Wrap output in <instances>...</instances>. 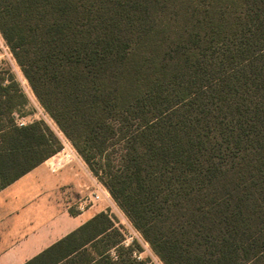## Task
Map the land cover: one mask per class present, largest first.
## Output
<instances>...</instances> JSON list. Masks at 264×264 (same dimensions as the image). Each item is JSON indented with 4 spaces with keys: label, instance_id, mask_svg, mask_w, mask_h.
<instances>
[{
    "label": "trees",
    "instance_id": "trees-1",
    "mask_svg": "<svg viewBox=\"0 0 264 264\" xmlns=\"http://www.w3.org/2000/svg\"><path fill=\"white\" fill-rule=\"evenodd\" d=\"M0 35L163 264H264V0H0ZM27 102L0 69V189L61 148ZM122 240L99 212L24 264H144Z\"/></svg>",
    "mask_w": 264,
    "mask_h": 264
},
{
    "label": "crops",
    "instance_id": "crops-1",
    "mask_svg": "<svg viewBox=\"0 0 264 264\" xmlns=\"http://www.w3.org/2000/svg\"><path fill=\"white\" fill-rule=\"evenodd\" d=\"M51 160L0 189V264L26 263L102 211L79 209L101 191L85 162L52 170Z\"/></svg>",
    "mask_w": 264,
    "mask_h": 264
},
{
    "label": "rangeland",
    "instance_id": "rangeland-1",
    "mask_svg": "<svg viewBox=\"0 0 264 264\" xmlns=\"http://www.w3.org/2000/svg\"><path fill=\"white\" fill-rule=\"evenodd\" d=\"M0 69H7L14 76L15 80L20 84L28 100L27 105L23 109L21 115L14 114L16 124L19 126H24L34 121H42L58 137L61 143V148L58 152H60L63 149V147H65L67 150L68 146L71 145L72 149H74V151L77 153L71 142L66 137H64V135L60 132V130L55 125V123L52 121V119L49 117V115L45 112V110L41 107V105L34 97L27 81L24 79L18 65L13 59L1 35H0ZM78 157H80L79 154ZM100 185H101L100 186L101 191L100 190L98 191L99 197L97 200H95L94 202H90L89 201L90 196L85 195L82 202L80 201L82 203L83 209L86 210L88 207L97 206L98 209H102V211L100 212H104L108 216H110V219L114 224V228L122 234L123 240L120 246H122L125 249L131 248L130 253L132 258L142 261L144 264H163L159 260V258L152 252L149 245L143 240L140 233L132 226L126 215L121 211V209L111 198L106 188L101 183ZM109 237L116 240L118 238V236H116V234L113 233ZM117 250L111 249L109 251L110 256L113 258L118 256L119 252ZM123 255H125V252L123 253Z\"/></svg>",
    "mask_w": 264,
    "mask_h": 264
},
{
    "label": "built area",
    "instance_id": "built-area-1",
    "mask_svg": "<svg viewBox=\"0 0 264 264\" xmlns=\"http://www.w3.org/2000/svg\"><path fill=\"white\" fill-rule=\"evenodd\" d=\"M78 158V154L72 149L71 145L68 146V149L66 150L65 147L63 149L56 153L54 156H52V160L50 161V168L52 170H58L64 165H68L73 162V160ZM98 194L94 193L89 198L90 202H94L98 199ZM80 210H83V206L79 207Z\"/></svg>",
    "mask_w": 264,
    "mask_h": 264
}]
</instances>
